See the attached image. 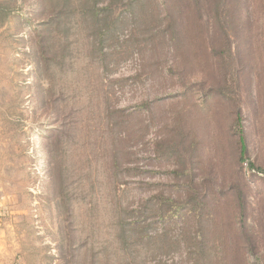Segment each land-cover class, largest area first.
Segmentation results:
<instances>
[{"label":"rangeland","instance_id":"374dc122","mask_svg":"<svg viewBox=\"0 0 264 264\" xmlns=\"http://www.w3.org/2000/svg\"><path fill=\"white\" fill-rule=\"evenodd\" d=\"M200 3L0 0V264H264V0Z\"/></svg>","mask_w":264,"mask_h":264},{"label":"trees","instance_id":"16d2710c","mask_svg":"<svg viewBox=\"0 0 264 264\" xmlns=\"http://www.w3.org/2000/svg\"><path fill=\"white\" fill-rule=\"evenodd\" d=\"M165 1H171V0H165ZM205 1V8L204 11H206L208 14L210 13V16H213L217 21L218 19L222 18V9H223V5L224 3L226 4L227 2V6L229 5V8H227V37H230V35L234 36L235 39H237V35H238V28H245L244 30H247V25L245 24L246 21H242L241 20V7L239 6V0H204ZM127 2L129 3V5H131V8L133 10L136 9H141L143 8L144 4H146L147 0H127ZM193 3V4H192ZM192 3L189 0H173V4L171 5L172 7H180L179 5L181 4L182 6L180 7L182 10V12L187 13L189 10H191V6L195 5L197 11L200 12V15L202 14L199 8V4L200 0H192ZM107 7H103L101 9H106ZM100 9V10H101ZM198 12V13H199ZM168 14V13H166ZM226 20H220L218 21L220 24H224ZM172 24L173 23H168L166 25L167 28L171 29L172 28ZM262 25V24H261ZM244 26V27H243ZM263 26V25H262ZM250 37H248L247 35H245V40H244V44L246 45L248 41H250L249 39ZM173 39V38H172ZM238 42H236V45L234 47H232L233 52H231L230 50H228V56L230 59H235V58H239L240 55L238 56V53H240L239 47H238ZM218 92L220 94H224L225 96H227L228 90L226 86H221L219 87ZM240 132H238V136H237V147H238V161L242 164L243 161H246V158L243 156L245 154V150H246V145H245V139H244V135L242 133V130H239ZM247 170L248 172H250L252 175L260 177L261 179H264V168L263 167H256L253 163L248 162L247 163ZM244 202H242L243 205ZM187 202H182L181 204L178 203V207H176L174 209V211H178V214L181 212V210L185 208V211L188 210V216H185V225L183 226L184 230L187 229L188 224L187 221L189 219H192L194 222V225L198 226L199 229H203L205 227V224L207 223L206 221V217H205V208H204V204L198 202L197 205H189L188 208L187 207ZM184 207V208H183ZM190 207V208H189ZM173 211H169V213H171ZM188 218V219H187ZM213 221V217L211 215H209V223L212 224ZM208 223V224H209ZM234 230L235 232L239 231L240 233H243V237L245 239H247L248 242H246V244H240L239 248L240 249H246V250H250L253 252L257 251V246H256V239L255 237H253L252 235H248L247 234V227L243 228L242 226L236 227L234 226ZM238 236V234H237ZM190 239H194L195 237L191 234L189 235L186 240H185V245H187V247H191L192 245H199L201 243H195L194 240H190ZM239 239H241L239 237ZM236 247L238 248V246L236 245ZM186 248V246H185ZM202 251L201 248L197 249V255L200 254ZM259 257L255 258V261H258ZM248 264H253L254 262L252 261H248Z\"/></svg>","mask_w":264,"mask_h":264}]
</instances>
